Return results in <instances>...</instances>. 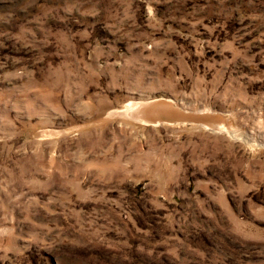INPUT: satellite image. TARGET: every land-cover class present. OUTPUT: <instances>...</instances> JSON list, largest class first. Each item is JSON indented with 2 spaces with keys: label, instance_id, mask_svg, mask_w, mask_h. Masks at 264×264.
I'll return each mask as SVG.
<instances>
[{
  "label": "rangeland",
  "instance_id": "obj_1",
  "mask_svg": "<svg viewBox=\"0 0 264 264\" xmlns=\"http://www.w3.org/2000/svg\"><path fill=\"white\" fill-rule=\"evenodd\" d=\"M0 264H264V0H0Z\"/></svg>",
  "mask_w": 264,
  "mask_h": 264
},
{
  "label": "water",
  "instance_id": "obj_2",
  "mask_svg": "<svg viewBox=\"0 0 264 264\" xmlns=\"http://www.w3.org/2000/svg\"><path fill=\"white\" fill-rule=\"evenodd\" d=\"M172 99H149L139 106L137 115L150 124L171 123L186 124L190 122L218 123L222 118L218 115L202 114L186 110L181 105L170 102Z\"/></svg>",
  "mask_w": 264,
  "mask_h": 264
},
{
  "label": "bare ground",
  "instance_id": "obj_3",
  "mask_svg": "<svg viewBox=\"0 0 264 264\" xmlns=\"http://www.w3.org/2000/svg\"><path fill=\"white\" fill-rule=\"evenodd\" d=\"M231 47V46H230ZM227 48V47H226ZM230 51V50H229ZM236 51V50H235ZM232 53V52H231ZM143 102H139V103H135L134 105H132L133 107H135L134 108V110L133 111H137L138 110V108H139V106H140V104H142ZM126 108V107H125ZM132 111V110H131ZM130 112V111H129ZM211 116V115H210ZM142 120V122L143 123H147V121H145V120H143V119H141ZM155 124V123H154ZM156 125H158L157 123H156Z\"/></svg>",
  "mask_w": 264,
  "mask_h": 264
}]
</instances>
